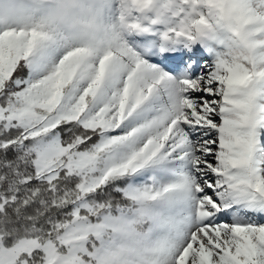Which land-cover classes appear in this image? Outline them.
Masks as SVG:
<instances>
[{
	"label": "snow or ice",
	"instance_id": "obj_1",
	"mask_svg": "<svg viewBox=\"0 0 264 264\" xmlns=\"http://www.w3.org/2000/svg\"><path fill=\"white\" fill-rule=\"evenodd\" d=\"M0 264H264V0H0Z\"/></svg>",
	"mask_w": 264,
	"mask_h": 264
}]
</instances>
